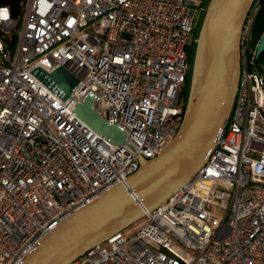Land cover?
Returning a JSON list of instances; mask_svg holds the SVG:
<instances>
[{
  "label": "built area",
  "instance_id": "built-area-1",
  "mask_svg": "<svg viewBox=\"0 0 264 264\" xmlns=\"http://www.w3.org/2000/svg\"><path fill=\"white\" fill-rule=\"evenodd\" d=\"M207 1L20 0L17 17L0 4V264H21L179 133ZM261 5L245 17L234 104L203 166L70 264H264V69L252 45ZM59 67L80 81L65 101L35 74ZM87 95L122 144L76 116Z\"/></svg>",
  "mask_w": 264,
  "mask_h": 264
},
{
  "label": "water",
  "instance_id": "water-1",
  "mask_svg": "<svg viewBox=\"0 0 264 264\" xmlns=\"http://www.w3.org/2000/svg\"><path fill=\"white\" fill-rule=\"evenodd\" d=\"M253 0H209L195 40L188 96L179 133L154 159L139 158V169L62 221L42 238L21 264H70L93 246L107 240L164 204L203 166L228 120L240 76V37ZM17 17L20 0H0ZM264 53V34L256 58ZM38 79L62 101L80 81L63 67L52 73L41 69ZM87 95L75 114L105 140L120 145L125 133L95 110Z\"/></svg>",
  "mask_w": 264,
  "mask_h": 264
},
{
  "label": "trees",
  "instance_id": "trees-1",
  "mask_svg": "<svg viewBox=\"0 0 264 264\" xmlns=\"http://www.w3.org/2000/svg\"><path fill=\"white\" fill-rule=\"evenodd\" d=\"M208 2H209V0L207 1V4H208ZM198 28H197V31L195 33L196 36H197L198 30H199ZM262 34H264V0H262L261 9L259 11V14L257 16V19L255 21V25H254L253 44H252L253 45V51L256 50V45H257L258 41L260 40ZM194 50H195V43L192 45L190 52H189L190 71H189V76L187 77L185 86L183 87V90H182V98L181 99L183 102H186V99L188 96ZM255 63L260 68L261 71H262V69H264V53H262L260 55V57L255 59Z\"/></svg>",
  "mask_w": 264,
  "mask_h": 264
},
{
  "label": "rangeland",
  "instance_id": "rangeland-1",
  "mask_svg": "<svg viewBox=\"0 0 264 264\" xmlns=\"http://www.w3.org/2000/svg\"><path fill=\"white\" fill-rule=\"evenodd\" d=\"M208 5V4H207ZM202 19H203V17H202ZM202 19H201V22H202ZM201 22H200V25H201ZM200 25H199V28L198 29H200ZM198 32H199V30H198ZM197 36H198V33H197ZM253 57H254V59H256V56H255V52H254V54H253ZM182 98V97H181Z\"/></svg>",
  "mask_w": 264,
  "mask_h": 264
},
{
  "label": "bare ground",
  "instance_id": "bare-ground-1",
  "mask_svg": "<svg viewBox=\"0 0 264 264\" xmlns=\"http://www.w3.org/2000/svg\"><path fill=\"white\" fill-rule=\"evenodd\" d=\"M207 7V6H206ZM206 11V10H205Z\"/></svg>",
  "mask_w": 264,
  "mask_h": 264
},
{
  "label": "flooded vegetation",
  "instance_id": "flooded-vegetation-1",
  "mask_svg": "<svg viewBox=\"0 0 264 264\" xmlns=\"http://www.w3.org/2000/svg\"><path fill=\"white\" fill-rule=\"evenodd\" d=\"M181 97H182V95H181Z\"/></svg>",
  "mask_w": 264,
  "mask_h": 264
},
{
  "label": "snow or ice",
  "instance_id": "snow-or-ice-1",
  "mask_svg": "<svg viewBox=\"0 0 264 264\" xmlns=\"http://www.w3.org/2000/svg\"><path fill=\"white\" fill-rule=\"evenodd\" d=\"M6 14V13H5Z\"/></svg>",
  "mask_w": 264,
  "mask_h": 264
}]
</instances>
